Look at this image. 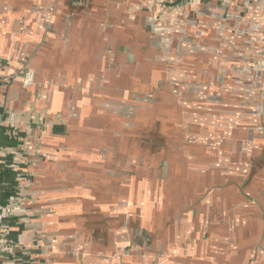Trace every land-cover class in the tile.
Returning <instances> with one entry per match:
<instances>
[{
	"label": "crops",
	"instance_id": "0c3cea01",
	"mask_svg": "<svg viewBox=\"0 0 264 264\" xmlns=\"http://www.w3.org/2000/svg\"><path fill=\"white\" fill-rule=\"evenodd\" d=\"M258 91L264 0H0V264H264Z\"/></svg>",
	"mask_w": 264,
	"mask_h": 264
},
{
	"label": "trees",
	"instance_id": "16d2710c",
	"mask_svg": "<svg viewBox=\"0 0 264 264\" xmlns=\"http://www.w3.org/2000/svg\"><path fill=\"white\" fill-rule=\"evenodd\" d=\"M11 127H0V151L6 148H17L21 144L20 139L14 137ZM20 178L16 171L3 167L0 163V202L7 205L18 197Z\"/></svg>",
	"mask_w": 264,
	"mask_h": 264
},
{
	"label": "built area",
	"instance_id": "2783aa9c",
	"mask_svg": "<svg viewBox=\"0 0 264 264\" xmlns=\"http://www.w3.org/2000/svg\"><path fill=\"white\" fill-rule=\"evenodd\" d=\"M11 128L13 129V127ZM12 135L18 138V133L16 131H14ZM2 151L3 150L0 151V156ZM27 185L28 183L26 179H20V184L18 185V197L16 199H13L7 205H3L0 202V254L11 248L12 242L10 240L1 241V234H3L4 230H8L10 228L11 223H13L18 216L17 213L19 214L22 212V207L19 204L20 200L18 198L21 197V194L25 190L24 187H27Z\"/></svg>",
	"mask_w": 264,
	"mask_h": 264
},
{
	"label": "flooded vegetation",
	"instance_id": "af4514ba",
	"mask_svg": "<svg viewBox=\"0 0 264 264\" xmlns=\"http://www.w3.org/2000/svg\"><path fill=\"white\" fill-rule=\"evenodd\" d=\"M227 81H228V79L226 78V80H225V83H227ZM238 89H236V90H234L233 91V93H236V92H238L237 91ZM263 115V114H262ZM264 122H263V120H261V124H259V126L261 127V129L264 131V124H263ZM258 126V128H260ZM136 233H137V239H135V240H137V241H142V242H144V243H147V244H149L150 242H149V237L147 236V234L145 233V231L143 230V229H138L137 231H136Z\"/></svg>",
	"mask_w": 264,
	"mask_h": 264
},
{
	"label": "rangeland",
	"instance_id": "374dc122",
	"mask_svg": "<svg viewBox=\"0 0 264 264\" xmlns=\"http://www.w3.org/2000/svg\"><path fill=\"white\" fill-rule=\"evenodd\" d=\"M230 14L232 16L234 15V13H230ZM259 76L260 75H258V79H259ZM257 95L258 96L255 97V100L258 102V105H259V107H258L259 111L258 112L264 115V95H263L262 91H258ZM261 259L262 258H260L259 260H261Z\"/></svg>",
	"mask_w": 264,
	"mask_h": 264
},
{
	"label": "water",
	"instance_id": "95a60500",
	"mask_svg": "<svg viewBox=\"0 0 264 264\" xmlns=\"http://www.w3.org/2000/svg\"><path fill=\"white\" fill-rule=\"evenodd\" d=\"M247 182V181H246Z\"/></svg>",
	"mask_w": 264,
	"mask_h": 264
}]
</instances>
